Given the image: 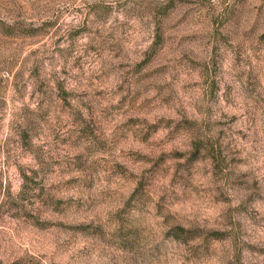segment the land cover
I'll return each mask as SVG.
<instances>
[{
  "label": "rangeland",
  "instance_id": "1",
  "mask_svg": "<svg viewBox=\"0 0 264 264\" xmlns=\"http://www.w3.org/2000/svg\"><path fill=\"white\" fill-rule=\"evenodd\" d=\"M0 264H264V0H0Z\"/></svg>",
  "mask_w": 264,
  "mask_h": 264
}]
</instances>
